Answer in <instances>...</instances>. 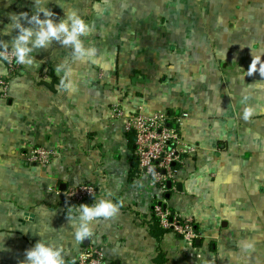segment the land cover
I'll return each instance as SVG.
<instances>
[{"label": "crops", "instance_id": "0c3cea01", "mask_svg": "<svg viewBox=\"0 0 264 264\" xmlns=\"http://www.w3.org/2000/svg\"><path fill=\"white\" fill-rule=\"evenodd\" d=\"M33 0H0V29ZM90 23L92 62H73L58 43L9 76L0 97V264H20L37 239L59 245L65 264L88 245L107 264H264V0H49ZM7 40L10 37H2ZM72 64L76 90L57 85L58 63ZM166 112L180 118L193 150L164 193L194 222L189 246L151 223L152 183L132 157L123 116ZM248 114L247 116L245 114ZM62 149L45 165L26 147ZM99 184L122 201L97 219L93 235L73 236L76 209L63 191ZM154 231L155 233H153ZM254 242L241 252L238 241Z\"/></svg>", "mask_w": 264, "mask_h": 264}, {"label": "clouds", "instance_id": "9594fccd", "mask_svg": "<svg viewBox=\"0 0 264 264\" xmlns=\"http://www.w3.org/2000/svg\"><path fill=\"white\" fill-rule=\"evenodd\" d=\"M48 4L49 0H33L31 12L9 13V22L0 29V59L18 65H32L37 50L47 49L55 42L71 50L73 62L94 61L96 49L86 44L84 39L90 31L89 21L75 10L64 12L57 19V14ZM5 35L10 38L3 39ZM55 71L60 74L57 87L65 93L74 92L77 85L72 64L58 63ZM121 207L122 201L114 198L112 191L97 197L92 203L80 204L75 210L74 239L79 242L91 237L95 221L115 218ZM237 246L241 252H246L253 248L254 242L243 239ZM20 264H65L64 252L59 245L40 238L25 250Z\"/></svg>", "mask_w": 264, "mask_h": 264}, {"label": "built area", "instance_id": "2783aa9c", "mask_svg": "<svg viewBox=\"0 0 264 264\" xmlns=\"http://www.w3.org/2000/svg\"><path fill=\"white\" fill-rule=\"evenodd\" d=\"M3 61L9 76L22 67L14 62ZM8 84L7 79L0 78V97L6 95ZM179 120V117H172L166 112L143 114L136 111L123 116V126L125 132L133 136L132 157L138 174L148 179L154 188L150 215L161 229L178 234L191 246L197 238L193 220L183 218L177 211L169 208L163 197L167 190L166 182H175L178 167L184 164L185 158L193 150L181 140L177 128ZM26 151L27 160L41 166L62 153V149L40 145L26 147ZM104 194L99 184L85 183L66 188L63 198L68 204L79 206L82 203H92ZM106 262L102 246L88 245L75 251L68 264H107Z\"/></svg>", "mask_w": 264, "mask_h": 264}, {"label": "trees", "instance_id": "16d2710c", "mask_svg": "<svg viewBox=\"0 0 264 264\" xmlns=\"http://www.w3.org/2000/svg\"><path fill=\"white\" fill-rule=\"evenodd\" d=\"M151 225H152V229H153L155 232L163 233L164 231H166V230L161 229V228L158 226V224H157V222H156L155 219H154V221L151 223ZM154 231H152V232L155 233ZM155 234H157V233H155Z\"/></svg>", "mask_w": 264, "mask_h": 264}, {"label": "water", "instance_id": "95a60500", "mask_svg": "<svg viewBox=\"0 0 264 264\" xmlns=\"http://www.w3.org/2000/svg\"><path fill=\"white\" fill-rule=\"evenodd\" d=\"M166 187H167V188H170V187H171V181L168 180V181L166 182Z\"/></svg>", "mask_w": 264, "mask_h": 264}]
</instances>
